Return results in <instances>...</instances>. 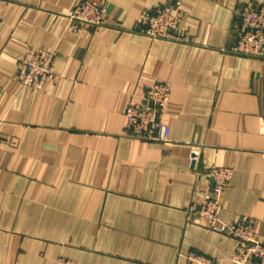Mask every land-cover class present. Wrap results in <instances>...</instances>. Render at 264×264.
I'll use <instances>...</instances> for the list:
<instances>
[{
	"label": "crops",
	"instance_id": "obj_1",
	"mask_svg": "<svg viewBox=\"0 0 264 264\" xmlns=\"http://www.w3.org/2000/svg\"><path fill=\"white\" fill-rule=\"evenodd\" d=\"M77 1H0V264H231L234 239L187 219L212 166L233 169L220 220L253 217L264 242V57L225 50L236 11L264 0H180L176 41L138 32L166 0H93L98 27L67 17ZM39 48L54 77L22 86L15 57ZM155 81L171 89L162 142L122 114Z\"/></svg>",
	"mask_w": 264,
	"mask_h": 264
},
{
	"label": "built area",
	"instance_id": "obj_2",
	"mask_svg": "<svg viewBox=\"0 0 264 264\" xmlns=\"http://www.w3.org/2000/svg\"><path fill=\"white\" fill-rule=\"evenodd\" d=\"M3 1V0H0ZM105 4L78 0L67 12L75 22L98 27L105 23ZM183 13L181 2L166 0L138 16V32L154 40H180L176 31ZM238 20L234 42L225 50L241 56L264 57V5H244L236 11ZM14 78L22 86L41 88L54 77L55 50L28 49L15 57ZM170 85L155 81L141 95L139 103H127L122 110L130 136L151 141L168 140V126L161 121L162 110L170 96ZM1 141V138H0ZM233 169L212 166L205 171L206 181L186 208L188 221L224 233L235 241L229 254L231 264H264V242L258 237L253 217L242 215L234 221L219 218L221 196L232 177ZM187 264H215L213 258L196 250L183 254ZM54 264H77L73 259L57 257Z\"/></svg>",
	"mask_w": 264,
	"mask_h": 264
}]
</instances>
